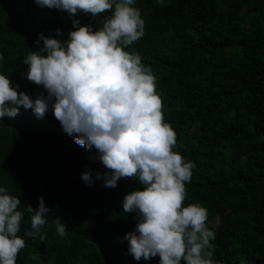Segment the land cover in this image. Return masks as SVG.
I'll list each match as a JSON object with an SVG mask.
<instances>
[{
	"label": "trees",
	"instance_id": "trees-1",
	"mask_svg": "<svg viewBox=\"0 0 264 264\" xmlns=\"http://www.w3.org/2000/svg\"><path fill=\"white\" fill-rule=\"evenodd\" d=\"M133 7L145 34L125 50L155 78L163 122L175 133L172 151L194 164L182 206L206 208L209 226L220 217L210 241L216 264H264V0H136ZM110 15L70 17L34 0H0V74L34 98L44 90L24 77L23 60L39 53L38 34L64 41L73 20L96 30ZM94 153L62 131L51 109L37 119L21 106L0 121V187L20 200L23 214L16 264H158V257L135 261L123 240L136 220L122 200L138 182L105 188L80 179L86 168L106 171ZM39 197L49 209L43 241L24 236ZM56 218L66 239L55 233Z\"/></svg>",
	"mask_w": 264,
	"mask_h": 264
},
{
	"label": "clouds",
	"instance_id": "clouds-1",
	"mask_svg": "<svg viewBox=\"0 0 264 264\" xmlns=\"http://www.w3.org/2000/svg\"><path fill=\"white\" fill-rule=\"evenodd\" d=\"M136 0H34L41 8L98 14L111 10L102 27L80 26L61 41L38 34L39 53L28 54L24 77L43 92L34 98L0 74V121L15 118L19 108L31 109L41 119L51 109L63 132L98 160L106 171L85 169L80 179L91 186L102 180L115 188L120 179H134L138 189L123 197L122 211L135 213V227L125 234L127 254L139 262L158 257V264H216L212 259L215 230L220 217L209 226L208 212L199 204L182 206L185 184L194 164L172 151L176 139L163 122L155 78L138 53L125 49L145 34ZM163 3V0H157ZM60 36V30L56 31ZM43 42L41 47L40 42ZM3 57L0 56V60ZM20 200L0 187V264H16L25 247L21 231ZM31 214L24 236L45 239L42 231L49 209L43 197ZM55 233L66 239V225L56 218Z\"/></svg>",
	"mask_w": 264,
	"mask_h": 264
}]
</instances>
